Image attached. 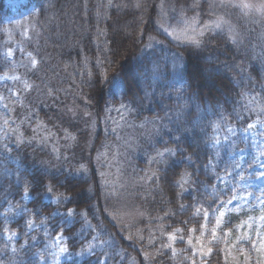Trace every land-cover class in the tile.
<instances>
[{"label": "trees", "instance_id": "1", "mask_svg": "<svg viewBox=\"0 0 264 264\" xmlns=\"http://www.w3.org/2000/svg\"><path fill=\"white\" fill-rule=\"evenodd\" d=\"M31 1L36 8L33 33L37 38L33 48L39 64L33 72L38 86L27 93V104H35L39 116L71 127L77 140L66 159H57L48 145L36 141L22 146L21 163L0 154V230L6 225L18 233V239L11 242L0 236V264H40V250L61 231L68 235L74 251L84 248L96 232H81L84 225L79 216L69 225L64 215H53L57 208L86 210L96 230L103 229L102 240L114 237L111 247L106 245L82 261L62 264H100L106 256L111 257L106 264H191L193 259L201 264L190 251L174 255L162 238L141 248L127 237L124 226L117 221L118 211L123 204L136 206L144 213L143 223L148 221L167 233L177 227L186 230L189 225L199 226L202 216L194 215L197 202L208 211L216 206L214 196L204 188L216 181L203 167L216 151L208 143L213 135L210 125L227 118L228 126L244 127L256 118L255 113L244 109L243 96L254 95L264 100V21L242 17L232 9L227 17L243 33V43L233 46L225 35L210 34L207 46L196 50L173 43L157 28L161 5L179 6L182 0H113L105 17L99 16L103 0ZM6 10V0H0V22ZM150 37L160 39L183 56L180 72L184 83L170 97L167 84L153 88L147 79L151 58L143 50ZM116 80L122 83L120 97L114 94ZM43 88L45 97L50 99L48 104L42 97L45 92H40ZM121 99L140 105L142 117L165 118L171 113L173 118L165 121L166 129L157 142L176 150V156L168 157L167 165L159 170L158 182L153 179L128 194L110 191L102 181L96 158L105 137L106 105ZM86 112L89 114L85 115ZM186 156H191L194 164H189ZM224 158L228 159L226 155ZM136 161L139 166L143 164L142 159ZM41 162L50 165L44 183L51 181L55 193L71 197L69 202H48L42 185L30 189L32 198L28 202L21 199L23 192L16 183L17 176L29 181L42 178ZM81 164L87 167V173L77 175L71 183L65 182L68 173L76 172ZM185 171L192 174V184L188 191L178 195L180 189L172 181ZM219 171L217 166L216 173ZM181 204L185 209L180 208ZM9 205H19L20 209L26 206L28 211L17 214L18 210H9ZM6 211L7 220L3 215ZM43 215L48 218L45 227L29 231L26 221H40ZM246 215L245 211L229 214L225 227L232 229ZM210 246L212 252L205 264H227L222 240Z\"/></svg>", "mask_w": 264, "mask_h": 264}, {"label": "rangeland", "instance_id": "2", "mask_svg": "<svg viewBox=\"0 0 264 264\" xmlns=\"http://www.w3.org/2000/svg\"><path fill=\"white\" fill-rule=\"evenodd\" d=\"M112 2L113 0H111V5ZM221 2L222 0H182L179 6L163 3L161 5L163 8H160L157 21L158 31L166 35L173 43L181 45L168 36L162 30L161 25L169 29L175 28L179 31L185 27L184 18L190 20L192 17H196L200 26L215 19L217 16H223L230 21L227 13L234 8L221 7ZM223 2L228 3V0H223ZM232 2H238V0H232ZM253 2L258 4L260 0H253ZM111 5L109 0H103L99 16L105 17ZM6 9V13L0 22V77L19 75L21 80H27L35 88V86H38V84L35 85L36 81L33 75L35 68L31 67L28 55L31 53L38 60V55L33 48L34 39L37 38L35 33H33V15L36 12L35 4L31 0H6ZM29 41L31 44H28ZM146 46L143 50L144 54L149 55L151 58V64L146 69L147 79L153 88L157 84H167L170 89L167 95L170 97L171 93L181 89L179 86L184 83L180 79L181 70L178 73L173 68L177 53L169 49L163 41L156 38L150 40ZM9 50H11L10 56L6 55ZM182 61H180V64L183 66ZM154 64L160 66L159 78H156L157 74L152 72ZM204 69L206 72L209 70L207 68ZM122 89V83L120 80H116L114 94L120 97ZM28 92L23 90V84L20 81L0 79V97L3 98L0 99V154L19 163L23 160L21 148L26 143L17 144L16 134L13 132H9L7 136L4 135V120H7V128H19L25 140L46 144L52 151L54 148L58 149V152L53 151L55 155L68 158V151L73 149L72 146L77 140V133L71 127L60 126V123L54 118L47 119L39 116L35 104L32 105V102L29 105L27 104ZM40 92H45L42 94L44 98L46 95L44 88L40 89ZM14 93L19 94L21 100H23L22 105L17 102ZM44 99L45 102H50V99L48 100L46 97ZM31 100L35 99L31 98ZM122 105L126 106V108H122ZM142 105L147 106L146 103ZM141 111L140 105L122 99L118 102L110 101L106 105L103 118L105 137L98 153H107V156L99 161L97 160V164L100 168V175L101 173L104 174L103 176L101 175L103 183L112 192L128 194V191L134 190L136 186L141 187L145 183L152 181L153 179L148 180L147 177L154 171L158 174L162 167V165L149 163V161L156 155L157 150L162 151L166 147L159 145L157 141L160 139L161 131L166 129L165 121L173 118L172 114L167 113L165 118L157 115L151 118L140 116ZM86 113L85 115L89 114V112ZM41 122L45 126L43 129L39 127ZM231 127L241 129L246 126ZM254 131L260 134L252 137L237 132L235 136H231L228 140L223 139L226 132L220 134V157L216 160V163L220 167V176L225 175L226 169L231 173L227 177L230 182L225 186L216 180L215 183L208 186L207 190L211 194V188L215 185L223 196L222 200L229 199L233 194L237 197H243V199L233 200L229 205L230 208H241L240 212L245 211L247 213L245 218L235 224L232 229L225 227L227 216L231 213L224 217V223L216 227L215 219L211 214L212 209L208 211L207 220L201 217L199 226L189 225L186 230L183 227H177L170 232L164 233L148 221L143 223L144 213L139 211L136 206L130 205L131 207H129L127 205L124 207L123 204V209L118 211L117 221L121 226H124L127 237L138 246H141V248L151 245L158 238H162L165 246L173 254L175 253L174 255L186 254L190 251L192 256L198 258L202 264V257L195 254L196 249L203 245L204 252H207V249L211 248V244H209L211 239L210 230L216 227V234L219 238L217 241L222 240V254L227 264H264V250H257L260 246V237L257 233H264V221H261L259 217L264 215V212L260 210L259 202L256 199V196L264 190V175H262L264 174V168L259 165V161H264V156L259 154V149L255 144V141L264 140V132H260L259 127L254 129ZM66 132L74 136L75 140L66 139ZM45 136H47V139L43 140L42 138ZM241 142L243 145H241ZM261 147L264 148V145ZM225 155L228 159L224 158ZM137 158L143 160L141 166L137 163ZM185 188L189 189V185H185ZM28 201L26 200L25 202ZM47 201L56 205L51 199ZM23 208H26V206H23ZM65 212L57 208L53 215L59 216ZM44 217L47 216L43 215L40 221L30 218L35 221L37 226L29 231L44 228ZM249 217L253 219L249 220ZM244 221H248V223H243ZM205 224L206 228L202 227ZM238 225H241V227L238 228ZM176 229H182L183 231L176 232ZM190 229H196V231L191 232ZM174 232H176V239L170 240L169 234ZM63 235L68 251L59 254L58 249L50 247L55 240L56 236H54L48 239L40 250L38 254L40 264H62L72 260L82 261L100 250V248H97L92 254H81L83 248L74 251L68 243V235L64 232ZM81 236L84 237L83 234ZM181 236H183V239H180ZM197 237L200 238L199 241ZM239 237H250L251 239H238ZM16 239H18V236ZM189 239L192 240L191 245L188 243ZM170 244L171 248L169 247ZM193 245L196 247L193 248ZM54 252L58 253L56 257L52 255ZM208 256L203 257V264L206 263L205 259Z\"/></svg>", "mask_w": 264, "mask_h": 264}, {"label": "snow or ice", "instance_id": "3", "mask_svg": "<svg viewBox=\"0 0 264 264\" xmlns=\"http://www.w3.org/2000/svg\"><path fill=\"white\" fill-rule=\"evenodd\" d=\"M109 4L111 5V0H109ZM137 7H140L139 4L136 5ZM221 7H228V8H234L238 10L242 17L245 18H259L260 21H264V0H260V3H254L253 0H238V2H232V0H228V3H224L223 0L221 2ZM163 8V6H161ZM183 23L185 27L179 31L175 28H166L163 25H161L162 30L170 36L173 40L177 41L179 44L186 46L187 48L196 49V50H202L204 49L207 44L211 40L210 34H223L227 37V40L231 43L233 46L239 47L243 43V33H241L235 25H233L229 20H226L223 16H217L215 19L210 20L209 22L204 23L202 26L199 25V21L196 17H192L190 20L187 18L183 19ZM150 40H153L154 38L150 37ZM147 47V46H146ZM6 55H11V50H9ZM30 58L31 67L35 68L39 64V61L36 59L35 56H33L31 53L28 54ZM261 56L264 57V52L261 53ZM183 60V56H181L179 53L176 54V60L173 62V68L175 71L179 73L182 65L180 64V61ZM240 71L243 73L244 69L241 68ZM152 72L154 74H157L156 78L158 77V74L160 72V66L158 64H154L152 67ZM0 79H11L15 81H20L23 84V90L25 92L30 91L33 88V85L28 82L27 80H21V77L19 75L14 76H4L0 77ZM181 81L183 80V76L180 77ZM16 95V100L21 105L23 104V100H21L18 93H14ZM0 99H3L0 97ZM244 104L243 107L246 111L250 113L256 114V119L252 122L248 123L246 127L237 129L231 126H228L227 124V118H222L220 121H216L214 123H211L210 127L213 130V135L208 138V143L210 144V147L213 149H216V151L213 153V155L209 158L208 163L205 164L204 170L206 173H211L213 176H215V179L223 183L225 186L230 182L227 177L231 175L225 170V175L220 176L216 173L217 163L216 160L220 157L219 152V146L221 145V133L226 132V135L223 136L224 140H228L231 136H235L237 132L243 133L245 136H252L255 137L259 135V132L254 131L257 127H259L260 132H264V100L261 98H258L257 96H249L248 94H244L243 96ZM122 108H126V106L122 105ZM238 118L242 119V116L240 114H237ZM8 121L4 120L5 127L3 128L4 135L7 136L9 132H13L16 134V142L17 144H24V143H31V141L25 140L23 133L19 131V128L15 129H9L7 128ZM195 126V125H194ZM41 129H43L45 126L42 124L39 125ZM143 127V125H142ZM66 139L75 140V137L72 136L70 133H65ZM43 140L47 139V136L42 138ZM178 139V138H177ZM255 144L257 148L259 149V154L261 156H264V148L261 146L264 145V140L261 141H255ZM53 151L58 152V149H53ZM107 156V153H98L97 154V160L104 158ZM176 156V150L165 147L162 151L157 150L156 155L152 157V159L149 161V163H155L157 165H167L168 157H175ZM59 155L57 156V159H59ZM66 159V157H65ZM188 161L189 164H194L191 156L184 157ZM41 173L42 178L33 177L31 181L27 179H21L19 176L16 178V183L19 185V187L22 189L23 195L21 197L22 200H30L32 198L30 189L36 186L42 185L44 188V199L45 200H53L56 204L66 203L71 200V197L65 195L64 193H60L57 195L54 191L55 185L49 181L47 183H44L43 178H46L49 175V167L50 165L47 164V162H41ZM260 167L264 168V161H259ZM88 171L87 167L83 164L76 170V172H69L68 175L65 177V182L71 183L72 180H74L77 175L83 176ZM103 176L104 174L101 173ZM264 175V174H262ZM192 174L185 171L180 174L179 179H176L172 181L174 187L180 189V192L178 195H182L184 192L188 191L187 188H185V185L192 184ZM148 180L155 179L157 182L160 180V176L157 174V172H152L150 176L147 177ZM61 186H64L63 184ZM205 190H208L207 185L204 186ZM234 191V190H230ZM211 194L214 196L216 201V206L213 208L212 216L215 219L216 227H219L222 223H224V217L228 215L229 213H239L242 209L241 208H230L229 205L232 203L233 200L236 199H243V197H237L235 194H233L229 199L222 200L220 199L221 192L219 189L216 188L215 185L211 188ZM251 195V194H249ZM256 199L259 202L260 210L264 212V190L260 192L258 196H256ZM185 205L181 204L180 208L183 210L185 209ZM211 207V205H209ZM17 209V214H19L20 211L27 212L28 209H20L19 205H9V210ZM5 220L8 219V212L6 211L4 214ZM62 215L66 216L67 223L71 225L74 222V218L76 216H79L81 218V221L84 225V227L81 229V232L85 231L86 229H90L92 231L96 232V235L92 236V238L88 241L87 245L81 250V254H92L97 248L103 249L104 246H112V243L114 242V237L109 240H102L101 237V231L96 230V226H94L91 221L88 219V213L86 210H81L77 212L76 209L69 208L66 210L65 213ZM195 216H202L205 220H207V217L209 216V212L207 208H204L202 205L197 202V206H195ZM48 218L44 217V221H46ZM252 217H249V220H252ZM261 221H264V215H261L259 217ZM187 223V222H185ZM243 223H248V221H244ZM36 223L33 219H29L26 221V227L31 230L36 227ZM202 227L206 228V224ZM216 227L212 228L211 231V239L209 240V244H211L213 241H217L219 238L216 234ZM238 228L241 227V225L237 226ZM182 229H176V232H182ZM191 232H195L196 229H190ZM176 232L169 234L170 240L176 239ZM230 234V233H228ZM203 235V233H202ZM257 235L260 237V246L257 250H264V233H257ZM0 236H2L7 241L11 242L15 240L18 236V233L15 231L10 230L6 225L5 227L0 230ZM180 239H183V236L180 237ZM238 239H251L250 237H239ZM197 240L199 241L200 238L197 237ZM188 243L191 245L192 240L189 239ZM255 247V245H253ZM50 247L58 249L59 254L66 253L68 251L67 247L65 246V237L63 235V232H60L56 237L54 242L50 245ZM171 248V244L169 245ZM196 246L193 245V248ZM13 252H16L17 249L15 247L12 248ZM212 252V249L209 247L207 249V252H204L203 245L199 249H196L197 255H200L202 257V264H203V257L206 255H210ZM58 253L54 252L52 253L53 257H56ZM175 254V253H174ZM147 258V257H145ZM111 257L106 256L104 259L100 262V264H106V261L110 260ZM191 264H196V261L193 259Z\"/></svg>", "mask_w": 264, "mask_h": 264}]
</instances>
